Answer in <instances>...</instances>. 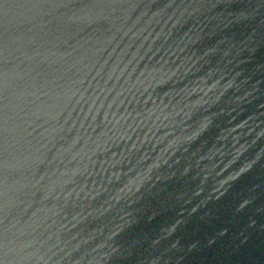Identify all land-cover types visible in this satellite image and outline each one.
Segmentation results:
<instances>
[{
    "label": "water",
    "instance_id": "95a60500",
    "mask_svg": "<svg viewBox=\"0 0 264 264\" xmlns=\"http://www.w3.org/2000/svg\"><path fill=\"white\" fill-rule=\"evenodd\" d=\"M0 264H264V0H0Z\"/></svg>",
    "mask_w": 264,
    "mask_h": 264
}]
</instances>
